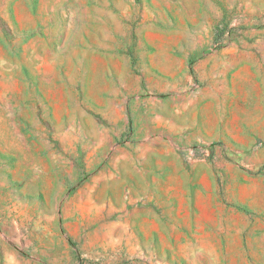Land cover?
Instances as JSON below:
<instances>
[{
    "label": "rangeland",
    "instance_id": "obj_1",
    "mask_svg": "<svg viewBox=\"0 0 264 264\" xmlns=\"http://www.w3.org/2000/svg\"><path fill=\"white\" fill-rule=\"evenodd\" d=\"M229 41H264V0H0V264H264V160L204 224L122 231L123 154Z\"/></svg>",
    "mask_w": 264,
    "mask_h": 264
},
{
    "label": "crops",
    "instance_id": "obj_2",
    "mask_svg": "<svg viewBox=\"0 0 264 264\" xmlns=\"http://www.w3.org/2000/svg\"><path fill=\"white\" fill-rule=\"evenodd\" d=\"M259 49L264 41H229L203 51L190 63L189 83L172 95L169 115L156 110L137 156L123 154L142 181L138 191L124 189L125 235H132L133 225L160 238L162 225L204 224L216 209H225L221 196L232 180L249 183L248 169L235 165L264 160V51ZM207 145L214 146L211 160L186 158L185 149Z\"/></svg>",
    "mask_w": 264,
    "mask_h": 264
},
{
    "label": "built area",
    "instance_id": "obj_3",
    "mask_svg": "<svg viewBox=\"0 0 264 264\" xmlns=\"http://www.w3.org/2000/svg\"><path fill=\"white\" fill-rule=\"evenodd\" d=\"M214 146H194L189 148L186 153L188 158L208 159L213 155Z\"/></svg>",
    "mask_w": 264,
    "mask_h": 264
}]
</instances>
